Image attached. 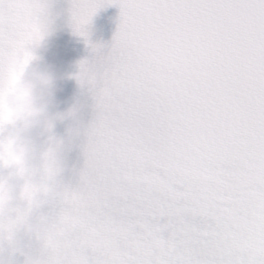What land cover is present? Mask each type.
Returning <instances> with one entry per match:
<instances>
[{
    "label": "snow or ice",
    "instance_id": "obj_1",
    "mask_svg": "<svg viewBox=\"0 0 264 264\" xmlns=\"http://www.w3.org/2000/svg\"><path fill=\"white\" fill-rule=\"evenodd\" d=\"M106 4L94 143L35 264H264V0H84V25ZM47 6L0 0V63Z\"/></svg>",
    "mask_w": 264,
    "mask_h": 264
},
{
    "label": "clouds",
    "instance_id": "obj_2",
    "mask_svg": "<svg viewBox=\"0 0 264 264\" xmlns=\"http://www.w3.org/2000/svg\"><path fill=\"white\" fill-rule=\"evenodd\" d=\"M54 15L50 5L43 9L35 30L39 39L33 34L11 62L6 48L0 63V220L8 226L0 237V264H35L36 255L60 226L73 187L63 178L65 170H71L67 154L79 148L85 162L94 143V102L87 123L82 109L87 97L94 100L109 51L94 46L90 57L78 61L74 78L80 94L62 111H54L58 76L37 52L52 30ZM66 23L75 33L81 30L70 7ZM58 122L61 132L55 130Z\"/></svg>",
    "mask_w": 264,
    "mask_h": 264
}]
</instances>
